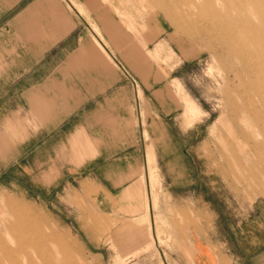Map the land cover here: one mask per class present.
Returning a JSON list of instances; mask_svg holds the SVG:
<instances>
[{
  "label": "rangeland",
  "instance_id": "374dc122",
  "mask_svg": "<svg viewBox=\"0 0 264 264\" xmlns=\"http://www.w3.org/2000/svg\"><path fill=\"white\" fill-rule=\"evenodd\" d=\"M66 1L82 34L89 23L95 48L102 50L98 37L144 83L149 74L141 70L151 69L183 104L187 152L173 149L183 138L167 137V180L149 153V183L132 185L135 203L125 211L144 215L124 217L113 195L62 166L67 151L54 158L60 139L45 135L53 128L44 107L53 105L43 103L41 31L30 24V39L19 40L14 24L12 64L0 56V264H149L160 257L194 264L201 197L223 217L232 252L251 255L233 229L255 201L264 205V0ZM158 43L164 50L152 54Z\"/></svg>",
  "mask_w": 264,
  "mask_h": 264
},
{
  "label": "crops",
  "instance_id": "0c3cea01",
  "mask_svg": "<svg viewBox=\"0 0 264 264\" xmlns=\"http://www.w3.org/2000/svg\"><path fill=\"white\" fill-rule=\"evenodd\" d=\"M17 7L21 10L14 15ZM79 20V13L70 1L0 0V41H3L0 56L6 57L5 61L10 57L12 64L14 24L21 26L16 38L27 41L31 36L30 24L38 25L34 29L41 31V89L49 93V101L45 96L43 103L53 105L44 107V112L48 111L49 128H53V132L45 135L53 133L54 142L60 139L53 149L54 158L61 160L67 151V157L63 156L67 163L62 166L77 168L84 179L99 185L109 197L113 195L117 208L125 212L135 203L132 185L141 184L142 178L149 183V153L154 157L156 171L164 173L163 178L167 180L173 174L167 137L183 138V144L173 149L184 154L188 146L184 140H189L190 129L183 118V104L159 87L160 81L155 80L151 69L141 70L149 74L144 83L135 73L139 70L123 64L98 37L102 50L95 48L91 39L95 33L85 21L82 34ZM27 47L25 43L26 50ZM157 48L164 50L163 44L158 43L152 54ZM10 71H13L11 66ZM199 202L202 204L196 213L199 223L192 229L194 264H219L223 258L231 264H264V205L261 202L255 201L247 216L234 223L237 243L253 249L248 256L232 252L229 239L222 234L223 217L211 208L205 197ZM129 215L143 216L144 211L123 213L126 218ZM207 218L212 221L210 229H207ZM254 235L261 240H256ZM148 263L173 264L163 257L160 262L154 258Z\"/></svg>",
  "mask_w": 264,
  "mask_h": 264
}]
</instances>
